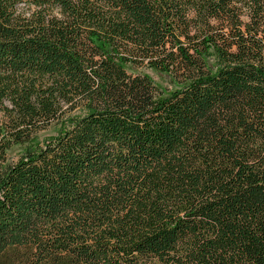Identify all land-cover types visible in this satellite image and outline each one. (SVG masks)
<instances>
[{"label": "trees", "instance_id": "obj_1", "mask_svg": "<svg viewBox=\"0 0 264 264\" xmlns=\"http://www.w3.org/2000/svg\"><path fill=\"white\" fill-rule=\"evenodd\" d=\"M3 99L0 264H264V0H0Z\"/></svg>", "mask_w": 264, "mask_h": 264}, {"label": "rangeland", "instance_id": "obj_2", "mask_svg": "<svg viewBox=\"0 0 264 264\" xmlns=\"http://www.w3.org/2000/svg\"><path fill=\"white\" fill-rule=\"evenodd\" d=\"M139 73L147 74L152 78L154 83L163 84L162 81L157 79L153 75V73L147 69H139ZM20 92L22 93L24 92V90L21 88ZM45 100L50 103L51 101H53V99H51L50 96ZM54 101H56V98L54 99ZM53 103L54 102H52L51 104ZM56 105L59 111L57 113L58 118L56 117L57 118L56 120L49 121L48 124L44 128H42V130H39L38 132L32 134L31 138L33 137V143L30 147H34L36 145L41 146L47 140L49 141L50 138L55 137L57 131L59 132L64 128H67L76 117L81 116L86 111L84 107L81 108L76 107L75 109L70 110L69 109L70 102H66L62 99H59L58 104ZM0 108H1L0 110V121H1L3 118H6L5 110L11 108V102L3 99ZM59 113L61 114V117ZM24 148L17 145H12L6 152V157L4 159L3 165H7V161L8 163L14 162L19 157H21L24 154V150H25Z\"/></svg>", "mask_w": 264, "mask_h": 264}]
</instances>
